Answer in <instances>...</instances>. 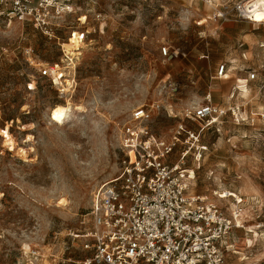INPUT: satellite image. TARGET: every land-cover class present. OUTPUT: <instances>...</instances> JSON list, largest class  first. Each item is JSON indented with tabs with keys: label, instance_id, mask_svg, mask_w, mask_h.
Wrapping results in <instances>:
<instances>
[{
	"label": "rangeland",
	"instance_id": "rangeland-1",
	"mask_svg": "<svg viewBox=\"0 0 264 264\" xmlns=\"http://www.w3.org/2000/svg\"><path fill=\"white\" fill-rule=\"evenodd\" d=\"M250 1L83 0L50 35L17 21L0 28V264H79L85 239L70 233L118 174L131 113L160 105L152 127L169 136L184 109L209 101L226 115L202 132L200 163L188 157L185 167L195 192L242 213L228 262L264 264V22L246 14ZM74 32L85 44L72 55L64 43ZM47 63L64 68L69 87L41 76ZM67 99L74 107L55 124L50 114Z\"/></svg>",
	"mask_w": 264,
	"mask_h": 264
},
{
	"label": "built area",
	"instance_id": "built-area-1",
	"mask_svg": "<svg viewBox=\"0 0 264 264\" xmlns=\"http://www.w3.org/2000/svg\"><path fill=\"white\" fill-rule=\"evenodd\" d=\"M82 1L0 0V28L17 21L50 35L57 21L73 15ZM162 52L169 59L178 56L168 47ZM63 70L58 63H47L40 73L63 88L67 84ZM227 73L222 64L216 77ZM255 78L252 73L250 79ZM170 88L177 92L179 84L173 82ZM159 107L140 106L124 124L119 172L94 192L90 221L83 222V231L70 233L85 239L83 250L88 254L79 264H230V241L243 227L242 213L229 214L211 196L195 192L194 170L185 167L188 157L193 165L200 163L207 149L200 136L226 111L210 101L187 107L172 133L163 136L152 127ZM188 122L201 126L195 130Z\"/></svg>",
	"mask_w": 264,
	"mask_h": 264
},
{
	"label": "bare ground",
	"instance_id": "bare-ground-1",
	"mask_svg": "<svg viewBox=\"0 0 264 264\" xmlns=\"http://www.w3.org/2000/svg\"><path fill=\"white\" fill-rule=\"evenodd\" d=\"M245 11V10H244ZM246 14L250 16V19L255 21V22H264V0H252L250 1L247 6H246ZM83 20L86 19V17H82ZM85 34L83 35L80 32H74L71 38H69L68 42L64 44V47L67 49L69 54H79L77 51L81 49V47L84 46ZM66 75H63L62 77H65ZM67 77V76H66ZM65 84V87H69L71 84V81L67 78L63 80ZM73 102L71 100L66 101L65 104H58L56 108H54L50 114V119L52 122L55 124L62 125L65 122L66 116L69 111L73 109ZM76 109H82L81 107H75ZM6 132V143L8 142L11 146L14 145V141L12 140L10 134ZM20 151L22 152V155L26 156L27 150L24 148H21ZM228 196H236L235 193L233 192H226L223 194V197H228ZM59 204H61L63 207H68V200L63 197Z\"/></svg>",
	"mask_w": 264,
	"mask_h": 264
}]
</instances>
